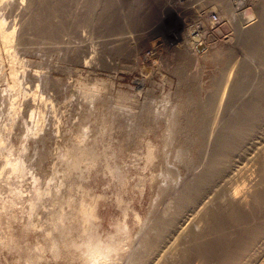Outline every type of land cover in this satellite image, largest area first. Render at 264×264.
Segmentation results:
<instances>
[{
  "label": "rangeland",
  "instance_id": "rangeland-1",
  "mask_svg": "<svg viewBox=\"0 0 264 264\" xmlns=\"http://www.w3.org/2000/svg\"><path fill=\"white\" fill-rule=\"evenodd\" d=\"M232 2L224 4L231 10L223 14L227 31L209 36L201 56L183 37L184 21L162 13L163 0H0V264H71L73 248L64 239L85 242L91 228L119 247L98 262L122 263L160 214L150 196L162 145H174L166 151L172 156L179 142L191 149L196 131L185 121L191 106L184 94L216 100L207 154L230 119L241 116L223 173L227 187L248 188L245 218L211 230L197 213L179 236L170 239L167 226L159 240L165 250L178 243L169 248L177 264H264V51L256 55L243 38L264 23V0L250 1L247 25ZM170 118L184 128L172 131ZM184 164L171 163L179 183L204 169ZM254 193L263 195L258 204ZM183 210L174 223L180 225ZM189 228L206 246L183 255L181 236ZM220 236L226 244L212 249Z\"/></svg>",
  "mask_w": 264,
  "mask_h": 264
},
{
  "label": "bare ground",
  "instance_id": "bare-ground-1",
  "mask_svg": "<svg viewBox=\"0 0 264 264\" xmlns=\"http://www.w3.org/2000/svg\"><path fill=\"white\" fill-rule=\"evenodd\" d=\"M218 1L221 3V6L219 4H217L221 8V13L224 12L223 13L224 15H225V13H228V16H229V14H230L229 12L231 10L229 11L228 8L227 9L225 8V6H224L225 0L224 1L218 0ZM163 2L164 3L162 4V10L161 11L164 15H168L174 11L180 13L178 8L175 7L174 4H172L171 0H163ZM40 4L41 3L39 2V5ZM222 6L224 7V9H222ZM43 7H45V6H42L41 8H43ZM41 8H39V9H41ZM34 10H36V9H34ZM52 12H54V10ZM233 15L234 14H232V16ZM50 17H52V16H50ZM51 19L52 18H50V20ZM238 19L240 20L241 17L239 16ZM33 21H37V20H33ZM33 21H31V22H33ZM54 21H56V20H54ZM240 22H241V25H247V21H242V19H241ZM47 24L48 23H46V27H47ZM11 29H12L11 31L4 33L3 38L5 39V41L10 37V35L13 31V28H11ZM245 30L247 31V29L244 27L243 28L241 27V29H239L241 34L243 32H245ZM243 38L247 42V44L251 43V46L254 47V49H255L256 55L263 52L264 51V23H262V25H259L257 31L254 30V32L251 35L250 34L244 35ZM255 40H257V43ZM206 51L201 52L200 55L201 56L205 55ZM259 56H261V55H259ZM220 60L223 61L222 59H220ZM247 67L243 66V69H244V70L242 69L243 70L242 71L243 77H247L249 75V72H248L249 69ZM187 91L188 92H186V93H189L190 89H188ZM184 96H185L184 97L185 98V105L187 104V106L188 105L191 106L189 108V110L186 112V115L184 116L185 121L187 122V124L189 126L192 127L193 130L196 131L193 134L191 141H189L191 143V145H190L191 149H188V147H186L187 145H185V142L184 143L179 142L181 144L176 145V152L173 150L174 153H176V154H174L175 156L174 155L172 156V155H169L166 151H168V149L172 148L174 145H172V143L168 139H167L168 143L165 142L166 144L162 145L163 151L161 150L162 152L160 153V160L158 159L160 161L159 164L161 163V165H162V170L160 171L161 168L159 166L158 168H160V169H158V171L160 174H159V177L157 174L158 181H156V183H154V185L152 184L153 187L151 186L152 187V193L150 196L151 197L150 198L151 203L153 204L152 209L156 213L161 209L160 214L157 215V218L154 219L153 224L147 230V232L144 234L141 242L138 244L135 241V244L137 243L135 249L131 253H129V255L125 258V260L120 264H177L175 262V260L173 259V253H171V250H170L171 248L172 249L174 248V246H175L174 243H177V242H174V241L169 242V245L171 248L170 247H169L170 249L168 248L169 251H168V249L165 250L166 244H164L163 242H161L159 240V235L161 234L162 231H164L167 228V226H169L171 228H170L169 232H167L168 237L170 239H173L175 235L179 236V234L183 230V225H186V224L192 222L194 219H196L197 213L201 214L200 216H202V218L210 224L211 230L220 229L223 222H228V223H231L234 225V224L239 223L240 221L244 220V218H245L244 217L245 214L243 212V209L245 206H247V200L248 199L246 197H247V194H249L247 191L248 188L244 187V186H239V185L234 186L232 188L227 187L226 186L227 180L225 178L226 175H225V173H223V166L226 164L225 163L226 157L233 150V146L235 144L234 140H235V137L238 133V129L241 126L240 125L241 116H235L232 119H230V123L228 125H226L227 128L225 130H223V133H221L217 136V140L215 142L213 152L210 154H207L204 152L205 146H206L207 140H208V136L206 135V130L209 129V124L212 121V117H214L213 114H214L215 110L217 109L216 103H215L216 100L214 101L212 97H208L207 99H198V98L196 99L194 97H191L190 95L184 94ZM262 97L260 100H262ZM256 100H257V98H256ZM259 102L260 101H258V103ZM262 102H263V100H262ZM257 104L253 103L251 110L252 109L254 111L257 110L258 109ZM183 107H184V105L182 106V108ZM260 107H262V105ZM182 108H181V110H182ZM183 111H186V110H183ZM183 111H182V113H183ZM170 115L172 116V114H170ZM175 116H176V114H175ZM177 116H178V114H177ZM179 116H180V114H179ZM256 117L257 116L255 115L254 118L256 119ZM171 120L173 123V129H174L172 131H176V129H178V127H180L181 124L178 122L179 120L177 118H173ZM176 122L179 123L180 125L177 126ZM170 126H172V125L170 124ZM183 128L180 127V129H183ZM180 129H178L177 131H181ZM177 131H176V133H177ZM174 133H172V136ZM179 133H181V132H179ZM173 138H174V136H173ZM164 140H165V138H164ZM175 144H176V142H175ZM249 146H250V143H249ZM186 150H188L192 156V158H191V156L189 157V158H191V163H190V159L188 160L189 162L185 159V156L188 153V152L186 153ZM170 151H169V153H170ZM210 151H212V150H210ZM172 154H173V152H172ZM186 158H187V156H186ZM176 160H178V162H179V160L183 161V164L187 163L189 169H191L192 167L194 168L195 166L199 167V165L203 166L204 169L199 174H196L194 177L190 178V176H189V179L187 178V179L183 180L182 183H179V181L176 180V178H175L176 177L175 176V170L172 169V166H171V163L173 164V162H175ZM257 160L255 162H257ZM260 165H262V166H260V169L262 167L261 181L264 183V159L262 160ZM184 166H185V164H184ZM193 168H192V171H193ZM187 169L185 168V170H187ZM196 169H198V168H196ZM226 171H228V169ZM228 175H230V174H228ZM259 176H260V173H259ZM249 184L251 185V183H249ZM262 197H263V195L261 193H254L253 203L258 204L261 201ZM250 200H252V199H250ZM184 208L187 209L185 211V213L183 212V213L178 214L177 219H178V222L180 224V225H178V224H176L177 222L174 223L175 216H177V212L183 210ZM245 225H247V224H245ZM89 228H91V227H89ZM91 229H93V228H91ZM91 229H89L90 233H91ZM89 231H87V233ZM93 232H92V234L89 233L88 237L85 236L87 234L84 235L83 238L86 239V237H87L86 240L82 239V240H85V242L83 241V242L77 243V242H75L76 240L73 241L70 238L64 239L71 246L70 248L71 249L73 248L72 249V251H73L72 255H70L68 252V250L70 251V249L65 248L67 251L65 253L66 254L68 253L67 255H70V257L72 256L70 258L71 264L72 263L73 264H102L103 262H101V263L98 262L100 260L99 257L101 259L106 260V259H110L111 256H114L115 254L118 253L119 247L117 246L114 238L111 237V238L107 239L106 241H102L99 238L98 234H93ZM55 237H56V235H54V238ZM54 238L52 237L51 239H54ZM251 238H253V237H251ZM55 239H57V240H54L55 242L56 241L59 242L60 240L58 241V239H60V236H59V238L56 237ZM55 242H54V244H55ZM114 242H115V245H114ZM180 242L182 245V248L180 247L181 248L180 252L183 255L186 254L190 250L198 249L199 246L200 247L206 246L205 243L200 242L199 232L195 231L192 228H189L187 231H185V233L182 234ZM213 244H214V246L212 247V249L217 247L218 245L220 247H223L226 244V238L223 236H220L216 239V241H214ZM46 247L48 248L49 246H46ZM66 247H68L67 243H66ZM208 249H210V248H208ZM51 250H50V252H52ZM53 250H54V248H53ZM52 254L56 255V253L55 254L52 253ZM57 254H58V251H57ZM175 255H177V254H175ZM63 256L65 257L66 255H63ZM62 257H60V261H61ZM68 257L66 259L69 260ZM66 259H64V260L67 261ZM67 262H66V264H67ZM63 263H65V262H63ZM115 264H117V263H115Z\"/></svg>",
  "mask_w": 264,
  "mask_h": 264
},
{
  "label": "built area",
  "instance_id": "built-area-1",
  "mask_svg": "<svg viewBox=\"0 0 264 264\" xmlns=\"http://www.w3.org/2000/svg\"><path fill=\"white\" fill-rule=\"evenodd\" d=\"M179 12H171L172 16L184 21L183 37L188 45L195 52H202L207 46V39L214 33L227 31V18L221 13V8L217 4L207 3L201 5L193 0H171ZM251 0H233L232 10L242 21L249 22L245 17L248 5ZM184 13V14H183ZM240 19V20H241ZM171 38L176 40L175 34ZM148 57H152V52H147Z\"/></svg>",
  "mask_w": 264,
  "mask_h": 264
}]
</instances>
